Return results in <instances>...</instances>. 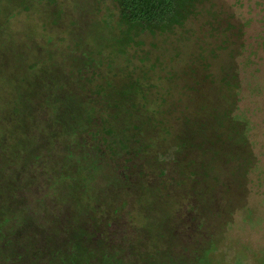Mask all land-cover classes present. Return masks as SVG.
Returning a JSON list of instances; mask_svg holds the SVG:
<instances>
[{
  "label": "rangeland",
  "instance_id": "obj_1",
  "mask_svg": "<svg viewBox=\"0 0 264 264\" xmlns=\"http://www.w3.org/2000/svg\"><path fill=\"white\" fill-rule=\"evenodd\" d=\"M48 1L0 0V202L21 185L9 160L36 152L59 200L131 201L180 253L154 264H264V0H200L166 30L123 23L117 0ZM86 128L156 160L115 184L107 157L70 151Z\"/></svg>",
  "mask_w": 264,
  "mask_h": 264
},
{
  "label": "trees",
  "instance_id": "obj_2",
  "mask_svg": "<svg viewBox=\"0 0 264 264\" xmlns=\"http://www.w3.org/2000/svg\"><path fill=\"white\" fill-rule=\"evenodd\" d=\"M199 1L117 0L123 23L148 30H166L182 24ZM57 2L48 1L51 6ZM47 101L48 106L53 105L50 97ZM93 132L90 128L78 130L69 149L72 153L84 151L97 158L107 157L105 168L113 171L116 178L111 180L115 184L122 180L123 186L129 187L133 180L130 165L136 160H156V154L148 153L149 147H129L123 142L124 153L119 154L101 132L98 136ZM112 133L106 130V137ZM9 161L6 174L19 175L21 185L5 195L13 200V209H7L4 200L0 202V211L5 212V217L9 214L0 220V264H154L155 259L165 258L167 263L177 260V247L170 249L147 236L145 223L136 225L138 218L128 199L113 204L90 197L82 202L70 195L59 200L63 192L36 152L25 162ZM25 172L32 179L23 177ZM163 174L164 171L160 173ZM82 179L87 180L88 176Z\"/></svg>",
  "mask_w": 264,
  "mask_h": 264
}]
</instances>
